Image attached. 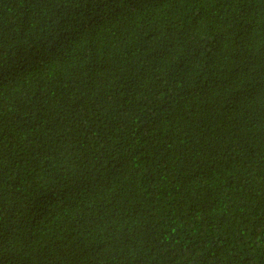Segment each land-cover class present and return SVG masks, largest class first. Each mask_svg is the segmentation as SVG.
<instances>
[{
    "label": "trees",
    "instance_id": "trees-1",
    "mask_svg": "<svg viewBox=\"0 0 264 264\" xmlns=\"http://www.w3.org/2000/svg\"><path fill=\"white\" fill-rule=\"evenodd\" d=\"M0 264H264V0H0Z\"/></svg>",
    "mask_w": 264,
    "mask_h": 264
}]
</instances>
